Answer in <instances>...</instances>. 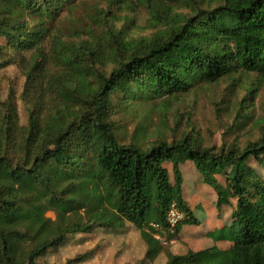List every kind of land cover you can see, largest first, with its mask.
<instances>
[{
    "label": "trees",
    "instance_id": "trees-1",
    "mask_svg": "<svg viewBox=\"0 0 264 264\" xmlns=\"http://www.w3.org/2000/svg\"><path fill=\"white\" fill-rule=\"evenodd\" d=\"M147 1L155 18H171L173 26L134 45L112 40L113 58L102 59L87 43L65 54L68 45L54 22L75 0H0V39L7 43L0 44V56L5 49L22 56L24 99L31 104L27 125L11 102L0 118V264H41L70 236L127 223L148 243L147 257L155 258L164 250L156 235L173 228V205L184 214L177 234L200 224L184 196L181 166L188 161L216 190L219 206L237 198V227L213 232L231 242L229 248L169 251L166 264H264V177L245 172L251 159L264 171V128L242 149L204 147L192 134L146 147L138 139L123 143L111 120L116 103L178 95L196 82L238 72L264 78V0H208L216 4L198 6L189 17L171 16V7L194 0ZM101 61L114 62L109 75L99 69ZM255 91L252 84L249 92ZM250 117L244 111L238 120ZM166 163L173 165L174 183ZM228 167L223 185L217 174Z\"/></svg>",
    "mask_w": 264,
    "mask_h": 264
},
{
    "label": "rangeland",
    "instance_id": "rangeland-1",
    "mask_svg": "<svg viewBox=\"0 0 264 264\" xmlns=\"http://www.w3.org/2000/svg\"><path fill=\"white\" fill-rule=\"evenodd\" d=\"M210 3L216 4L208 0H194L188 4L172 5L170 14L194 16L198 13V6L209 7ZM30 23L33 25L34 21ZM54 25L62 31L68 45L65 54L71 53L70 47L87 43L104 53L102 59H111L114 53L112 40L134 45L142 39L166 32L173 26V20L155 18L147 0H75L71 8L65 6ZM0 44L5 46L6 39L1 38ZM23 55L30 58L32 53L26 51ZM21 58L14 49H5L0 56V118L11 102L19 123L27 125L31 104L24 99L27 76L20 67ZM114 66V62L108 61L106 65L102 61L98 62L99 69L108 75ZM90 78L92 80L93 77ZM252 84L257 86L255 93L249 92ZM244 111L250 112L251 117L239 122V114ZM111 120L115 123L117 136L126 144L138 139L148 147L158 139H180L192 134L204 147L220 149L222 146L236 145L242 149L263 134L264 78L256 72H238L214 83L196 82L189 91L178 95L140 98L129 101L127 106L116 103ZM165 166L174 183L173 165L166 163ZM181 170L185 199L200 219V224L185 226L178 234L173 226L163 236L157 234L164 250L155 258L147 257L148 243L133 224L127 223L120 230L98 227L91 233L70 236L62 246L39 262L166 264L169 251L186 254L189 250L215 246L229 248L232 243L218 241L213 232L221 229L230 231L237 227L233 217L237 198L232 199L231 206H219L218 193L206 183L193 162H186ZM230 170L228 167L223 173L217 174L221 184L225 185ZM253 171L264 177L263 168L255 159H251L245 169L246 174ZM47 216L52 222L56 220L53 211H49ZM86 255L90 257L85 261L69 263L78 256Z\"/></svg>",
    "mask_w": 264,
    "mask_h": 264
},
{
    "label": "built area",
    "instance_id": "built-area-1",
    "mask_svg": "<svg viewBox=\"0 0 264 264\" xmlns=\"http://www.w3.org/2000/svg\"><path fill=\"white\" fill-rule=\"evenodd\" d=\"M183 215L184 214L182 213V211L179 208H177L175 205H173L168 216L170 224L173 227H175L180 221V219H183L182 218Z\"/></svg>",
    "mask_w": 264,
    "mask_h": 264
}]
</instances>
